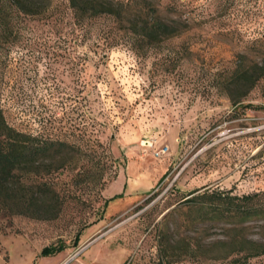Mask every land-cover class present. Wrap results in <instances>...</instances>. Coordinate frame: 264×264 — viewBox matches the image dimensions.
Returning a JSON list of instances; mask_svg holds the SVG:
<instances>
[{"label": "rangeland", "instance_id": "1", "mask_svg": "<svg viewBox=\"0 0 264 264\" xmlns=\"http://www.w3.org/2000/svg\"><path fill=\"white\" fill-rule=\"evenodd\" d=\"M38 1L6 5L0 105L77 151L45 175L56 208L0 210V264H264V210L227 209L264 190V74L237 103L221 82L240 55L264 60V0H120L187 23L136 48L112 16Z\"/></svg>", "mask_w": 264, "mask_h": 264}, {"label": "trees", "instance_id": "2", "mask_svg": "<svg viewBox=\"0 0 264 264\" xmlns=\"http://www.w3.org/2000/svg\"><path fill=\"white\" fill-rule=\"evenodd\" d=\"M147 3H141L137 10L131 11L129 1L68 0L76 22L99 14L112 16L121 25L120 28L128 33L135 48L155 45L159 40L179 33L187 24L173 17L163 18L156 7ZM6 5L29 14H38L46 6L38 0H0V40L9 28ZM243 57L244 55H240L237 62L227 68L221 77L225 94L232 103L240 102L264 74V60L257 63ZM76 148L74 143L57 136H40L15 128L7 121L0 105V210L6 214L44 217L43 212L49 211L51 207L56 208V204L47 201L52 197V188L45 175L70 161L77 151ZM259 196L264 199V190L227 195V209L247 215L250 212L257 213L259 208L264 210V202L258 207L251 199ZM61 247V244H45L40 253H52ZM257 250L250 251L249 255Z\"/></svg>", "mask_w": 264, "mask_h": 264}, {"label": "built area", "instance_id": "3", "mask_svg": "<svg viewBox=\"0 0 264 264\" xmlns=\"http://www.w3.org/2000/svg\"><path fill=\"white\" fill-rule=\"evenodd\" d=\"M165 149H166V146L164 145L163 147H160L159 150L156 153L164 151Z\"/></svg>", "mask_w": 264, "mask_h": 264}]
</instances>
